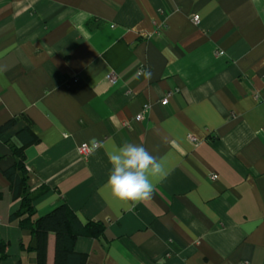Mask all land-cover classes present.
<instances>
[{
    "label": "crops",
    "instance_id": "crops-1",
    "mask_svg": "<svg viewBox=\"0 0 264 264\" xmlns=\"http://www.w3.org/2000/svg\"><path fill=\"white\" fill-rule=\"evenodd\" d=\"M13 119L0 264H37L4 175L21 150L37 217L66 203L102 225L75 241L85 264H264V0H0V127ZM125 143L164 165L139 203L107 187ZM55 245L51 232L46 264Z\"/></svg>",
    "mask_w": 264,
    "mask_h": 264
},
{
    "label": "trees",
    "instance_id": "trees-1",
    "mask_svg": "<svg viewBox=\"0 0 264 264\" xmlns=\"http://www.w3.org/2000/svg\"><path fill=\"white\" fill-rule=\"evenodd\" d=\"M15 121H7L0 127V132L11 128ZM31 140L35 141L36 138ZM16 154V166L4 172L12 180L14 198L21 199L20 208L11 216V220L17 221L22 229L28 230L35 242V245L28 246L23 243L22 249L35 252L37 264H46L48 236L53 232L56 235L55 264H85V256L74 250L75 241L79 236H99L103 231L102 225L94 221L82 223L66 203L44 216L37 217L35 197L29 191L30 177L25 166L24 152L21 150ZM5 248L6 243L1 241L0 260L6 259Z\"/></svg>",
    "mask_w": 264,
    "mask_h": 264
},
{
    "label": "clouds",
    "instance_id": "clouds-1",
    "mask_svg": "<svg viewBox=\"0 0 264 264\" xmlns=\"http://www.w3.org/2000/svg\"><path fill=\"white\" fill-rule=\"evenodd\" d=\"M111 172L107 187L122 201L139 203L150 199L156 182L164 179V165L143 145L125 143L108 153Z\"/></svg>",
    "mask_w": 264,
    "mask_h": 264
},
{
    "label": "built area",
    "instance_id": "built-area-1",
    "mask_svg": "<svg viewBox=\"0 0 264 264\" xmlns=\"http://www.w3.org/2000/svg\"><path fill=\"white\" fill-rule=\"evenodd\" d=\"M192 20H193V22H195V23H199V20H200V17H199V15H194L193 17H192ZM109 79H110V81H111V83H116V81H117V76H116V74L114 73V72H112L111 74H110V76H109ZM170 93H167V95L161 100V103L163 104V105H166L168 102H169V97H170ZM148 106H145L144 108H143V110L139 113V114H137L136 115V117H135V121H141V120H143V118H144V113L146 112V110L148 109L147 108ZM131 124V121H127L126 122V125L127 126H129ZM189 138H190V140H191V142H193V144L195 145V146H197L198 144H199V140L194 136V135H190L189 136ZM98 145H94V146H91V145H88V144H83V145H81V147H80V151H81V153L84 155V156H88L96 147H97ZM213 177V179H216L217 178V175H213L212 176Z\"/></svg>",
    "mask_w": 264,
    "mask_h": 264
}]
</instances>
